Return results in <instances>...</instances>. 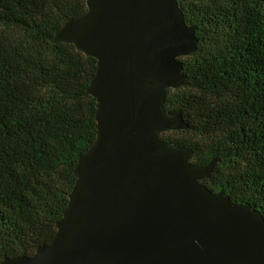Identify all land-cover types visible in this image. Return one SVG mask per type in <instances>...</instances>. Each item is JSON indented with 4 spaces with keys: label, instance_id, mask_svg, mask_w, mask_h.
I'll use <instances>...</instances> for the list:
<instances>
[{
    "label": "trees",
    "instance_id": "1",
    "mask_svg": "<svg viewBox=\"0 0 264 264\" xmlns=\"http://www.w3.org/2000/svg\"><path fill=\"white\" fill-rule=\"evenodd\" d=\"M178 1L199 44L166 108L189 129L161 138L193 150V164L216 160L202 183L264 216V0ZM87 11L86 0H0V262L52 242L96 140L97 60L51 43Z\"/></svg>",
    "mask_w": 264,
    "mask_h": 264
},
{
    "label": "water",
    "instance_id": "2",
    "mask_svg": "<svg viewBox=\"0 0 264 264\" xmlns=\"http://www.w3.org/2000/svg\"><path fill=\"white\" fill-rule=\"evenodd\" d=\"M86 4L51 43L97 60L87 89L97 137L78 158L52 242L0 264H264V216L202 183L216 160L193 164V150L161 138L189 129L166 108L199 44L179 1Z\"/></svg>",
    "mask_w": 264,
    "mask_h": 264
},
{
    "label": "rangeland",
    "instance_id": "3",
    "mask_svg": "<svg viewBox=\"0 0 264 264\" xmlns=\"http://www.w3.org/2000/svg\"><path fill=\"white\" fill-rule=\"evenodd\" d=\"M179 132H185V131H179ZM208 180H210V179H208ZM205 181H207V180H205Z\"/></svg>",
    "mask_w": 264,
    "mask_h": 264
}]
</instances>
